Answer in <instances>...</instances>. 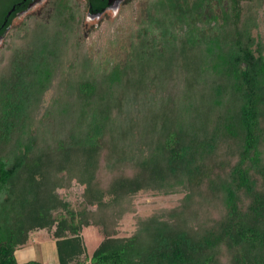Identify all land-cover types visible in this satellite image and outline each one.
Returning a JSON list of instances; mask_svg holds the SVG:
<instances>
[{"label": "trees", "instance_id": "obj_1", "mask_svg": "<svg viewBox=\"0 0 264 264\" xmlns=\"http://www.w3.org/2000/svg\"><path fill=\"white\" fill-rule=\"evenodd\" d=\"M262 1L145 0L122 63L87 53L72 1L21 23L0 50V264H264ZM140 194L179 199L119 235ZM40 231L56 261L18 263Z\"/></svg>", "mask_w": 264, "mask_h": 264}, {"label": "rangeland", "instance_id": "obj_2", "mask_svg": "<svg viewBox=\"0 0 264 264\" xmlns=\"http://www.w3.org/2000/svg\"><path fill=\"white\" fill-rule=\"evenodd\" d=\"M64 1V2H62ZM69 2L68 0H66ZM61 2L57 0L53 3L60 8ZM145 0H130L115 18L105 17L99 21L95 28L90 24H82V30L87 31L85 36V48L87 53L101 63H122L125 59L128 44L137 27L138 22L143 17ZM23 18L16 20L2 43L1 49L11 42L13 32L19 28ZM21 21V23H19ZM25 20H23L24 22ZM253 36L258 37L264 43V0L259 9V19L257 28L253 30ZM78 188L73 186V197L77 198ZM76 196V197H75ZM73 197H71L73 199ZM73 199V200H74ZM179 196H152L140 194L134 199V210L132 213L125 214L119 224V235H130L135 228L138 217H146L158 208L173 207ZM86 251L90 254L93 248L99 243L101 237L93 228H86L82 232ZM15 259L18 263L37 261L52 263L56 261L54 242L45 231L31 233L29 242L23 248L15 251Z\"/></svg>", "mask_w": 264, "mask_h": 264}, {"label": "flooded vegetation", "instance_id": "obj_3", "mask_svg": "<svg viewBox=\"0 0 264 264\" xmlns=\"http://www.w3.org/2000/svg\"><path fill=\"white\" fill-rule=\"evenodd\" d=\"M57 0H11L9 9L5 14V19L0 23V29H4V33L0 35V47L6 40L8 32L11 31L12 26L18 19L27 20L30 15L40 13L42 10L49 8ZM72 1L73 5L79 10L81 17L76 20L82 24H90L96 28L100 20L105 17L115 18L120 13V10L130 0H68ZM12 18L9 20V17ZM22 20V22H23ZM24 21V22H25ZM21 23V21L19 22ZM1 49V48H0Z\"/></svg>", "mask_w": 264, "mask_h": 264}]
</instances>
